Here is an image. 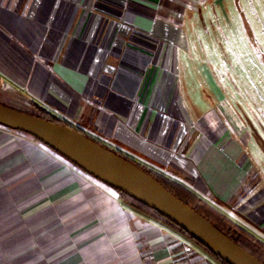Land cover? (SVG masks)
<instances>
[{
	"label": "crops",
	"instance_id": "1",
	"mask_svg": "<svg viewBox=\"0 0 264 264\" xmlns=\"http://www.w3.org/2000/svg\"><path fill=\"white\" fill-rule=\"evenodd\" d=\"M211 2L0 0V105L45 111L264 243L263 165L199 32ZM0 264L222 263L0 126Z\"/></svg>",
	"mask_w": 264,
	"mask_h": 264
},
{
	"label": "water",
	"instance_id": "2",
	"mask_svg": "<svg viewBox=\"0 0 264 264\" xmlns=\"http://www.w3.org/2000/svg\"><path fill=\"white\" fill-rule=\"evenodd\" d=\"M0 126L33 137L71 164L159 213L225 264H262L132 164L79 131L0 105Z\"/></svg>",
	"mask_w": 264,
	"mask_h": 264
},
{
	"label": "rangeland",
	"instance_id": "3",
	"mask_svg": "<svg viewBox=\"0 0 264 264\" xmlns=\"http://www.w3.org/2000/svg\"><path fill=\"white\" fill-rule=\"evenodd\" d=\"M217 1L209 11L203 8L205 24L199 32L208 33L213 42L202 44H213L218 51L212 73L219 83L230 85L227 96L253 133L250 150L264 173L259 152L264 150V0Z\"/></svg>",
	"mask_w": 264,
	"mask_h": 264
},
{
	"label": "trees",
	"instance_id": "4",
	"mask_svg": "<svg viewBox=\"0 0 264 264\" xmlns=\"http://www.w3.org/2000/svg\"><path fill=\"white\" fill-rule=\"evenodd\" d=\"M0 88H1V80H0ZM21 113L27 114L29 116H33L35 118H38V119H41L47 122H51L53 124H57L60 126H66L65 124L58 121L53 116L46 113L45 111H42L37 108H35V110L30 111V112H21ZM94 143L105 148L109 152L113 153L114 155L120 157L121 159L125 160L126 162L132 164L133 166L137 167L141 171L148 174L156 182H158L163 188H165V190H167L170 194H172L175 198H177L183 204H185L186 206L191 208L193 211H195L197 214L202 216L204 219L210 222L224 236H226L228 239L236 243L239 247H241L244 251H246L252 257L257 259L259 262L264 264V243L259 241L256 237H254L252 234L247 232L245 229L238 226L236 223H234L231 219L223 215L217 209L211 207L210 205H208L207 203L199 199L192 192H190L188 189H186L179 183L167 178L166 176L156 173L154 171H151L145 167H142L141 165H138L137 163L123 157L120 153L112 151L97 142H94ZM120 197L126 206L136 210L137 212L145 216H148L152 220L164 226H167L177 231L178 233L186 237L188 240H190L191 242H193L194 244H196L197 246H199L200 248H202L203 250L211 254L208 250L202 247L199 243L194 241V239H192V237H190L187 233H185L183 230L175 226L173 223H171L168 219H166L159 213L155 212L154 210L146 207L145 205L137 202L136 200L124 194H120ZM211 255L215 257L213 254ZM215 258L222 264H225L217 257Z\"/></svg>",
	"mask_w": 264,
	"mask_h": 264
},
{
	"label": "built area",
	"instance_id": "5",
	"mask_svg": "<svg viewBox=\"0 0 264 264\" xmlns=\"http://www.w3.org/2000/svg\"><path fill=\"white\" fill-rule=\"evenodd\" d=\"M10 131V130H8ZM22 134V133H21ZM23 135V134H22ZM36 140V139H35ZM37 141V140H36ZM39 145H41L42 148L46 149L47 151H52L50 150L48 147H46L45 145H43L42 143H40L39 141H37ZM53 152V151H52Z\"/></svg>",
	"mask_w": 264,
	"mask_h": 264
}]
</instances>
